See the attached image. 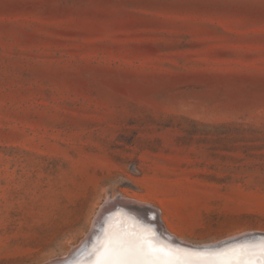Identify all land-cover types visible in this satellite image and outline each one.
<instances>
[{"label": "rangeland", "instance_id": "374dc122", "mask_svg": "<svg viewBox=\"0 0 264 264\" xmlns=\"http://www.w3.org/2000/svg\"><path fill=\"white\" fill-rule=\"evenodd\" d=\"M118 196L190 243L264 233V0H0V264Z\"/></svg>", "mask_w": 264, "mask_h": 264}, {"label": "snow or ice", "instance_id": "6c2138e0", "mask_svg": "<svg viewBox=\"0 0 264 264\" xmlns=\"http://www.w3.org/2000/svg\"><path fill=\"white\" fill-rule=\"evenodd\" d=\"M90 259L74 264H264V238L223 249H181L141 230H102Z\"/></svg>", "mask_w": 264, "mask_h": 264}, {"label": "bare ground", "instance_id": "6f19581e", "mask_svg": "<svg viewBox=\"0 0 264 264\" xmlns=\"http://www.w3.org/2000/svg\"><path fill=\"white\" fill-rule=\"evenodd\" d=\"M111 200L112 199H107V202L104 203L102 205V207L99 209L97 217L95 219L94 226L92 227L93 230H94V227L96 228V227H98L100 225V223H102L103 224L102 230H109V229L115 228V229H124V230H128V231H132V230H141L143 228L150 227L154 231V233L156 234V230H154V228L150 225L151 223H149V222H153V220L156 219V217L154 219H152L151 215L154 216V215L159 214L157 209L147 205L145 202H141V201H137V200L136 201L135 200H133V201L131 200L130 201V199H125L124 198L123 201L125 203H129L130 208L133 209L134 211L136 210L135 212H138L143 218L142 217H137L136 216L137 214L135 212H132V211L131 212L130 211L125 212V211H119V210L115 211L114 210V213L109 218H107V220L105 218L103 220V222H102V218L104 217L105 211H109V210H107L109 207L114 208L115 202L113 200L112 201ZM110 202H111V204L109 206H106V204H108ZM157 220L158 219H156L155 221H157ZM158 226L163 228L162 224H158ZM99 227H101V226H99ZM102 230H100V232ZM164 230H165V228H164ZM167 231L174 239L181 240L182 242H185V243H188V244H194V246L199 247L200 249L202 247H205L206 245H213V244H218V243L222 242V241H220V242L214 241L211 244H209V243L195 244V243H190L189 241H186L185 239L183 240V239L175 236L169 230H167ZM101 233L99 235H101ZM245 234H250V233H243V234H241V236L245 235ZM89 236H90V234L87 236L86 239H84L80 243V245L74 247L73 250L67 256H69L72 252H74V250H76L78 247H80V246L82 247L83 245H85L87 243V240L90 239V238L88 239ZM238 236H240V235L232 236L231 238L229 237V238L223 239V241L235 239ZM158 237L161 240L165 241L166 243H169V244L170 243H174L175 246H177L176 243L173 240L168 239L166 241V239L163 237V235L161 233H160V236H158ZM239 241H242V239L239 240ZM171 245H173V244H171ZM188 246H191V245H188ZM91 247H92V245H91ZM91 247H90V249L88 251L82 252V254L79 256V258L74 260V261H78V260L79 261H86V260L90 259L89 253L91 251ZM177 247H179V246H177ZM179 248H181V247H179ZM181 249H187V248H181ZM221 249H223V248H221ZM67 256H64V257H67ZM64 257L51 260V261H49V262H47L45 264H53V263L57 262L58 259H62ZM74 261L71 262L70 264H74Z\"/></svg>", "mask_w": 264, "mask_h": 264}, {"label": "water", "instance_id": "95a60500", "mask_svg": "<svg viewBox=\"0 0 264 264\" xmlns=\"http://www.w3.org/2000/svg\"><path fill=\"white\" fill-rule=\"evenodd\" d=\"M115 202L114 208L109 207L107 210L109 211H105L104 217L102 218V222L103 220L106 218H109L113 213L114 210H119V211H132L135 212L133 209L130 208L129 203H125L123 200V198H120V196H118L115 199H112ZM111 200V201H112ZM111 204L108 203L106 204V206H109ZM137 215V217H142L138 212H135ZM152 219H154L156 217L157 219V215H151ZM143 218V217H142ZM155 219V220H156ZM105 220V221H106ZM153 220V222H149L151 223L150 225L154 228V230H156V236H160V233L163 235V237L166 239V241L168 239L173 240L177 246L181 247V248H187V249H200L199 247L194 246V244H188L185 242H182L181 240L178 239H174L167 231L164 230V228L159 227L158 226V222ZM158 223V224H157ZM101 226V227H99ZM98 227H94V230L92 229V231L90 232V236L88 237L89 240H87V243L85 245H83L82 247H78L76 250H74V252H72L69 256L64 257L62 259H58L57 262L53 263V264H70L71 262H73L74 260L78 259L79 256L82 254V252L84 251H88L91 247V245L94 243L95 238L102 232H100V230H102L103 224L100 223ZM261 238H264V233H250V234H245V235H240L238 237H236L235 239H231V240H226V241H222L218 244H213V245H206L205 247H202L201 249H209V250H214V249H221V248H226L229 246H234V245H239V244H243L246 242H255V241H259ZM242 241H239L241 240ZM173 244L175 246L174 243H170ZM187 244V245H186ZM191 245V246H188Z\"/></svg>", "mask_w": 264, "mask_h": 264}]
</instances>
